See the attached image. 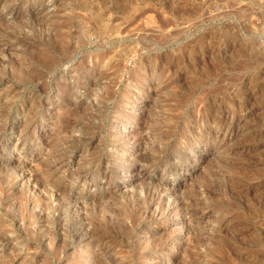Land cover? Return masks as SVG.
<instances>
[{
	"label": "rangeland",
	"instance_id": "rangeland-1",
	"mask_svg": "<svg viewBox=\"0 0 264 264\" xmlns=\"http://www.w3.org/2000/svg\"><path fill=\"white\" fill-rule=\"evenodd\" d=\"M0 264H264V0H0Z\"/></svg>",
	"mask_w": 264,
	"mask_h": 264
}]
</instances>
